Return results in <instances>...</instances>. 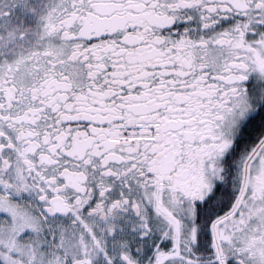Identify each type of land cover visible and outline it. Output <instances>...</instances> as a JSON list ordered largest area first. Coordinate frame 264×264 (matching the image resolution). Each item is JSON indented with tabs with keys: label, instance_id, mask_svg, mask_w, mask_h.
Segmentation results:
<instances>
[{
	"label": "snow or ice",
	"instance_id": "snow-or-ice-1",
	"mask_svg": "<svg viewBox=\"0 0 264 264\" xmlns=\"http://www.w3.org/2000/svg\"><path fill=\"white\" fill-rule=\"evenodd\" d=\"M0 264H264V0H0Z\"/></svg>",
	"mask_w": 264,
	"mask_h": 264
}]
</instances>
